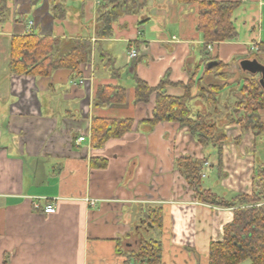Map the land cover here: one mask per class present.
Listing matches in <instances>:
<instances>
[{
    "label": "crops",
    "instance_id": "obj_1",
    "mask_svg": "<svg viewBox=\"0 0 264 264\" xmlns=\"http://www.w3.org/2000/svg\"><path fill=\"white\" fill-rule=\"evenodd\" d=\"M61 1L67 8L61 21L49 13V0H5L0 5V264H126L128 254L150 241L141 232L150 231L162 234V243L158 242L161 264L168 256L165 247L172 248L166 264H208L209 245L222 240L223 227L233 214L231 209L199 203L174 162L182 157L206 159L202 186L216 197L230 200L252 193L256 170L264 165L254 148L264 133L242 131V113L235 115L237 122L230 123L228 112L243 100L245 81L253 78L258 83L260 78L243 72L240 62L255 60L264 67V0H208L240 1L241 5L231 18L237 39L208 43L211 61L206 63L196 4L182 8L173 0L170 6L175 17L188 15L190 19L167 24L157 18L153 21L152 16H166V7L152 9L166 1L151 4L148 0L139 10L117 11L111 35L98 38L101 1ZM141 12L131 23L123 17ZM79 14L80 21L69 22V17ZM58 22L62 28L56 31ZM28 34L90 40L88 74L86 68L80 69L84 85L77 83L80 77L64 69L49 77L11 74V39ZM117 47L121 53L124 50L125 60L114 51ZM130 47L137 51L134 61L128 58ZM253 47L258 51H252ZM210 62L225 67L206 73ZM124 73L127 81H123ZM193 73L192 96L198 93V82L202 88L225 85L219 96V110L224 113L215 119L223 125L227 141L218 169L210 162L209 148L199 145L185 128L169 122L153 128L140 124L151 119L155 95L147 104L134 103L132 75L151 88L164 79L177 84L166 86L163 93L181 98L182 87ZM220 74L225 81L218 80ZM104 86L126 88V102L96 106V92ZM258 115L264 124V111ZM95 118L134 123L130 132L97 149L90 143ZM80 137L82 142H78ZM35 199L53 202L54 213L35 211ZM154 209L162 213L161 230L147 223Z\"/></svg>",
    "mask_w": 264,
    "mask_h": 264
},
{
    "label": "trees",
    "instance_id": "obj_2",
    "mask_svg": "<svg viewBox=\"0 0 264 264\" xmlns=\"http://www.w3.org/2000/svg\"><path fill=\"white\" fill-rule=\"evenodd\" d=\"M5 0H0V5ZM148 0H142V6ZM176 0L180 6L198 5L197 30L201 33L203 63L211 61L206 52L208 43L232 42L237 39V32L231 21L232 13L241 2L214 3L204 0ZM135 0H101L97 8L98 29L96 37L103 38L112 33V23L117 18V11L130 12V5ZM49 13L54 20H64L67 8L61 0H49ZM133 9V8H132ZM92 45L88 39L61 40L59 38L37 37L34 34L14 36L10 44L9 72L14 75H28L33 77H49L56 70H68L74 76H81V66L90 64ZM211 63V62H210ZM114 62H111V66ZM225 66L216 64L206 70V73L218 72ZM192 74L181 98L164 96L166 86H177L163 80L155 88L147 86L143 81L132 75L134 89V103L147 104L155 95V105L149 121L140 122L149 128L159 123L169 122L177 124L203 148L211 147L216 152V168H220L222 147L227 142L223 125L215 120L219 114L220 93L225 85H210L202 88L198 82V93L192 96ZM219 81H225V75L217 76ZM244 93L241 100L228 112L230 123L237 122L235 115H242V131L251 129L256 134L264 133V124L259 120V111H264V93L256 79L246 80L242 88ZM126 102V88L122 86H104L98 88L95 95L96 106H110ZM198 105H201L198 107ZM234 110V112L232 111ZM238 110V111H237ZM216 116V117H215ZM130 119L95 118L91 123L90 143L93 148H102L110 139L121 138L133 127ZM92 162V166L95 165ZM207 160H196L182 157L175 160L174 169L181 175L195 199L202 204L231 209L232 221L223 227L222 240L212 242L208 249V264H264V165L256 170L252 182V193L236 195L230 200L216 197L210 190L202 186L201 173ZM147 223L150 228L161 230L162 213L158 209L150 212ZM126 264H161V246L150 240L143 243L137 252L127 255Z\"/></svg>",
    "mask_w": 264,
    "mask_h": 264
},
{
    "label": "rangeland",
    "instance_id": "obj_3",
    "mask_svg": "<svg viewBox=\"0 0 264 264\" xmlns=\"http://www.w3.org/2000/svg\"><path fill=\"white\" fill-rule=\"evenodd\" d=\"M156 1H160V0H156ZM165 1H166V4L158 3V4L155 5V8H152V9L159 10L161 8L165 9V7H166V11H165V13L167 12L166 16L165 17H161V15L158 14L160 17H157V16H155V15H157V13H153L152 14V16L154 17L153 21L157 18L159 20V22L164 20L167 24H169V22L172 23V21H174V19H175V21H184V22L188 21L190 19V16H188V15L181 16V15L177 14L176 17H175L174 9L170 6V3L172 4L173 0H165ZM135 2L137 3L136 8H134L135 5H132V4L130 5L131 9L133 8L132 11L139 10L140 5L142 4V0H135ZM154 2H155V0H151V4L154 3ZM180 7L188 8L187 6H180ZM180 10H183V9H180ZM127 13H130V12L128 11ZM263 14H264V12H263ZM142 15H143V13L141 12L138 16L134 14V15L123 16V17H125L126 21L131 23V22H134V21L138 20ZM81 18L82 17H81L80 14L79 15H75L73 18L69 17V20H70L69 22H71V23L74 22L76 24V21H78V20L80 21ZM84 20L85 19H83V22H84ZM61 26H62V22H58L57 23V27H56V31H57V28H62ZM253 26H255V24H253ZM114 51L116 53H117V51L119 53H121L122 48L121 47H117V50H114ZM120 55H121L120 56V58H121L120 60H125V52H124V50H123V52ZM84 68H86V67H84ZM88 71L89 70L86 68L85 72L87 74H88ZM126 76H127V74L124 73L123 74V81H127V77ZM208 148L212 152V154L210 156V162H212L213 165L215 166L216 165V154H215L216 152L214 151L215 149H213L211 147H208ZM254 149L256 151L255 152L256 157L264 162V135H263V137H262V135L257 137ZM207 182H208V180H205L204 184H206ZM141 233H142V237L145 240H149L150 239V240H153L155 242H161L162 243V241L160 239V237H162L161 236L162 234L160 235V233L158 231H156V232L150 231L149 233L141 232ZM165 250L167 251V255L168 256L165 258L164 264H166L167 263V259H169V257L172 256L171 255V252H172V248L171 247L168 250H167V247H165ZM168 264H169V262H168ZM185 264H190V262H186ZM241 264H250V262L249 261H244Z\"/></svg>",
    "mask_w": 264,
    "mask_h": 264
},
{
    "label": "built area",
    "instance_id": "obj_4",
    "mask_svg": "<svg viewBox=\"0 0 264 264\" xmlns=\"http://www.w3.org/2000/svg\"><path fill=\"white\" fill-rule=\"evenodd\" d=\"M101 0H98V2H100ZM30 28H31V23H29L28 25ZM252 51H256L257 49L255 47L251 48ZM137 57V51L135 50V48L133 47H130L129 50H128V58L131 59V60H134L135 58ZM77 83L79 85H84L85 83V80L83 78H79ZM84 140L83 137H80L78 139V142H82ZM39 199H35L34 202H33V209L37 212H41L42 214H52L54 213L55 211V204L53 202H47L45 200H40L38 201ZM88 203L90 205H93V201H88Z\"/></svg>",
    "mask_w": 264,
    "mask_h": 264
},
{
    "label": "water",
    "instance_id": "obj_5",
    "mask_svg": "<svg viewBox=\"0 0 264 264\" xmlns=\"http://www.w3.org/2000/svg\"><path fill=\"white\" fill-rule=\"evenodd\" d=\"M215 65H216L215 62H211L207 65V68L210 69ZM239 66L243 72H246L253 76L258 75L260 77L258 80V84L264 93V67L255 60L253 61L244 60L240 62Z\"/></svg>",
    "mask_w": 264,
    "mask_h": 264
}]
</instances>
